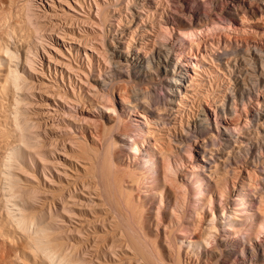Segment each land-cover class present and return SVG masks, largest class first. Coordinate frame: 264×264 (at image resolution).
I'll use <instances>...</instances> for the list:
<instances>
[{
	"label": "rangeland",
	"instance_id": "374dc122",
	"mask_svg": "<svg viewBox=\"0 0 264 264\" xmlns=\"http://www.w3.org/2000/svg\"><path fill=\"white\" fill-rule=\"evenodd\" d=\"M28 1L30 0H16V3L18 5V10L20 9L19 15L24 23V24L22 23V27H21L20 46L19 44L17 46L19 48L18 52L19 54L22 55V57L24 56V54H29L30 53L29 50L32 52L33 43H34V39H32V35H31L32 29L29 25L27 24L25 25L26 14H28L27 12ZM43 1L46 2L45 0ZM96 1L103 2V0H96ZM166 1L167 0H159L160 4L157 3L158 2L157 0L153 1L154 4L151 1V4L153 5L156 4V7H152V8L149 7L152 13H150L149 16H146L143 19V22L144 21L146 22V23L144 22L145 25L147 24L146 26H148L146 28L148 30V33L147 31H143V30L141 31L140 26L144 25L141 24L140 26H137V28H135L138 29L137 31H140V32H135L137 34L135 35L137 36V38H141L142 35H143L142 37L147 38V40H145V43H143L144 45L142 46L140 45L141 47L138 45L141 56L142 55L148 56L151 53L156 54L159 51V53L160 52L162 54L166 53L171 59L173 58L172 61H175L179 67L182 66L185 62L188 64L187 67L188 74L192 78L189 77L186 86L187 87L189 86L188 88L190 89L188 90V88L186 87L187 92L185 93L181 101L172 105L171 107L172 109L169 108L168 110L164 111L165 112L164 114L163 109H165L164 107L165 105H162L163 102L162 101L160 102V100H163V98H165L163 97V95H165L163 93H166V91H164V86H165L164 85L165 81L163 82L164 76L161 73L160 69L153 72L154 75L152 78L154 82L144 80V81H140L141 83H139L134 79H128L126 81H116L112 86V88H114L112 89L113 90L112 93H114L112 94L113 95L112 96L109 90L104 89L106 91L105 92L103 89H100V87H98L99 86L98 83L95 82L97 81L95 79L97 78L96 76L98 74L96 73V71L99 69L103 71L104 66L106 64L102 62L100 58L97 57L98 59L97 60L96 57H94L93 59L95 60L94 61L93 59L91 60V64L94 70L93 76L92 77L90 76V78L88 76H87L88 78L87 77L84 78L83 76H81L84 78V79L82 78L83 82L89 80L90 86L93 87L88 88L89 86L87 84L86 86L85 84H83L84 85L83 86L78 82V80L76 81L77 76H74L73 74L72 75L69 74L70 80L67 79L66 76V94L70 98H73L74 95L76 96L77 94L76 91H78L77 90L78 85L82 87L81 93L84 96V101L83 104H78L79 106L81 105L82 107L76 106L75 108L72 109L75 111L71 110L69 112H71L73 115L76 112L77 115L75 114L76 115L75 117H77V120L79 121H81V119H78V117L82 118L83 121L87 120L84 121L85 124L82 121L80 123L76 122L77 120H75L76 118L74 117L75 119L74 118L73 119L77 123L75 124V122H73L74 120L72 119V117H70V119L66 118L65 126H64L65 122L63 120H59V121L54 120L52 122L53 123L52 126H54L53 129L51 125L49 126V124L48 125L44 124L46 120H36L37 118L36 116H34V114L32 115L34 118L31 117L30 114L32 113V110H28L27 112H24L25 117L26 115L28 116L29 114L32 119L28 116V119L30 118V120H23V123L21 120H19L21 124L20 126L25 132H27V130L28 131L31 130L29 131L31 133L29 132L25 133L24 131H22L23 132L22 134L24 135L23 138H25L24 139L25 141L24 140L23 141L25 142L26 145L29 146H25L23 144V141L20 143L21 150L18 154V161L23 163L24 166H27L30 164V158H32L34 165H36L37 176L38 178H41L39 170L41 169L42 165L46 164V161L42 160L39 154H44L46 158L50 159L51 153H54L55 155V152L57 150H60V146H62L61 144L65 143L66 141L68 142L66 143L67 156L69 155L68 157L72 159L75 158L78 159V166H77L78 173L81 174L80 175L76 172H70L69 173L71 174L70 177L79 178V181L82 180L89 181L90 185L93 186L95 185L94 187L95 190H93V192L95 193L92 195L93 197L98 196V199L94 198L98 206L89 205L87 206V208L84 209V211L86 213L88 212L95 213L96 215L99 216V219H105L106 223L104 224V226L108 230V231H104L98 224L96 225V229H95L96 231L94 233L89 232L88 240L86 241L87 244L84 242L85 247L81 249V253H82L81 255L82 257L87 255L86 257L83 258L87 261L88 259L89 260L92 259L91 260L92 264H102V263H97L95 260L97 258L102 260L103 245L101 244L103 237L106 238L107 242H109L108 240H111L113 238V240H115V244L121 246L120 248H122L123 246H125L123 248H127V250L125 249L115 250L116 253L117 252L119 253L120 258L118 257L116 258V260H113L112 262H107L108 264L109 263L110 264H122V263L144 264L141 258H139L141 257L139 256L141 250L138 253L139 251L138 247L142 248V250L147 254V255L145 254V256H149L150 259H153V264H155V262L156 264H264V115L259 120L256 121L254 120L253 122L251 121L250 123L252 125L250 123L249 124L245 123L246 112L248 114H251L255 111L264 113V78H263L264 77V55H263L264 38L263 39L254 38L249 34L247 35L246 33L248 32L247 29L242 31L241 30L242 28L241 29L237 28L235 31L222 30L218 32L215 31V32H209L207 34H202L201 41L197 42L195 40L196 43H194L195 41L189 42L183 39L181 41L179 37L174 38L172 36H167L166 39L161 36L160 27L158 24L160 21L164 19V17L167 18L169 15L171 16V14L174 13L171 3ZM55 2H56L55 4L58 5L57 1ZM70 2L78 10V13H82V14L84 13L83 15L85 16H83V18L82 16H80L81 14L79 15L76 14V15L82 18L83 20H85V23L87 24H85L84 27L82 26V28L87 30V33L90 32L92 28L91 20L92 21L94 20L95 22L98 20L95 11L96 9L95 0H70ZM2 3L5 7L9 6V0H2ZM125 3L124 4L122 3L120 6H118L115 9L118 11L120 10L119 11L120 13L118 12L116 14L117 16L120 14L119 17L120 19H122L124 23H126V20L129 19V14H130L128 13L129 9L125 7ZM134 3L138 6L140 3H141L140 6L142 5L146 6L147 0H137V1L135 0ZM204 11H207L206 14L210 16L216 13V16H213L214 18L216 17L215 20L219 18L218 10L215 11V9L210 8V10L207 9ZM213 17L211 19L209 18L210 20L208 18L202 20L201 24L197 25L196 29L201 30L204 28V26L210 25L214 20ZM86 20L87 21L90 20V22H87ZM71 22L75 23L76 21L72 20ZM8 25L9 22L6 21V25L4 28L7 30V32H8V27H7ZM173 25H175L174 22ZM45 27L44 30L47 31L50 26L49 27L45 26ZM139 33L141 36L139 35ZM94 35L95 34H89L90 38H94L95 37ZM224 35L225 36L228 35L229 38H227V36L225 37ZM24 38L26 39L24 40ZM6 44L11 46L13 45L11 39L6 40ZM163 45L164 47H166L165 49L161 48L163 47ZM253 47H257L259 50L262 51V55H263L262 60L258 58L256 51H253ZM168 48L170 51L168 50ZM244 50L246 51V53H244ZM40 51L41 50H39V52ZM43 57L45 58V56ZM247 58L248 59L250 58V60H248ZM204 59L206 61H204ZM80 64H81V68L84 67L82 70L88 72L87 69H89L88 67L89 64L87 63L85 57L82 58ZM76 65L78 64L76 63ZM227 67H230L231 69L234 68L233 76H230ZM245 71L247 72L245 73ZM247 74L249 75V77ZM242 77H245L246 79ZM69 81H71V85H74L72 87L74 88L75 92L71 91L72 89L70 90L71 87ZM253 82H255L256 84ZM123 83H125L124 87H123ZM122 87L123 89L125 88L124 90L125 94H122L124 93L122 92L123 90H121ZM133 87L134 88L136 87V89L134 90L136 92L133 91L132 89ZM11 90L12 93L10 94L9 100L3 102V107L5 108V113H4L5 120H1L2 130H3V136L1 138V145H2L1 161L3 165L7 162V161L5 162V160L8 159L7 158L8 153L11 150L12 142L15 135V124H14V120H12V110H13L12 108L15 106L13 102L14 90L12 87ZM120 90H121V94L118 93V91ZM145 91H148L146 95H145L146 93ZM188 92L189 94H187ZM91 96H93V99H90L92 98ZM96 96L98 100H96L95 98ZM144 98H146V102ZM123 99L131 100L130 102L133 103L134 108H129L126 105H124ZM150 99H151L150 102L152 103L149 102ZM155 99H156V104L154 101ZM92 101H94L93 102L94 104L92 103ZM157 101L160 103L158 104ZM148 102L151 105H153V103L155 104L151 106V110H155L154 108L156 107H159V111H161L160 109H162V111L161 112L158 111V113L160 115L163 114L164 117H162V122L158 123L159 125L157 124L158 126L156 124L154 125L153 123L154 115L151 114V112L149 111L150 109L147 110L146 105L148 104ZM91 103L93 105H91ZM68 104L69 106L71 105L70 103ZM104 105L106 107H109L110 109L114 107L115 110L113 109V111L115 112H111L107 110ZM200 109L201 110L204 109V110L201 111ZM231 109L234 111L231 112ZM202 113H204L208 119V122L210 124V130L202 129V132H199L198 131L199 124L197 119L201 116ZM108 115H111L112 119H116L118 116L120 117L119 125L117 122L116 127L109 134L111 135V138L113 137V139L117 140L118 139L117 137L120 136L121 134L122 136L123 135L128 136L132 139L126 137V146L122 145L121 142L116 143L115 145L117 146L112 145L114 147L111 146V148L109 149L112 148L114 149L110 150V152L109 149L106 150L105 148L104 150L110 153L107 155L104 154L105 152H103L104 151L103 148L104 146L106 147L107 144L106 137L104 136L105 140L101 141V143L99 142L100 140H98V137L99 139L103 138V135L102 137L100 136L101 133L103 134L102 132L103 129L102 131L100 130V128H102L101 126L102 123H100V121L103 120L105 116ZM66 117L68 116L66 115ZM146 119L148 121H145ZM41 121H43V123ZM86 122H90V123H86ZM37 123L41 128L38 126ZM167 123H169L170 125ZM36 124L38 127H35ZM40 124H44V125H40ZM32 125H34L36 129H34L33 127L32 129H28L31 128ZM92 125L95 126L92 127ZM96 125H98L97 126L98 128L96 127ZM99 125L101 127H99ZM165 125L167 127H164ZM215 125L219 127V132H216L214 127ZM111 126L112 123L110 124V127ZM188 126L189 127L197 126L198 128L196 127L197 133L196 134L190 133L192 137L190 136L186 140L184 130L187 129ZM221 126L223 127L221 128ZM62 127L65 130L69 129L71 131H65ZM237 127H239L238 130ZM94 128H96L97 130ZM227 128L231 131L232 136L230 137H226L223 134L222 130L223 129L225 130ZM41 129L42 131H39ZM98 129L100 131H98ZM62 131L64 132V135ZM96 131H98L99 133ZM82 133L84 135L82 136L85 140H83V138L81 137ZM50 135L51 137H49ZM76 137L81 138V140ZM94 137H96L97 139ZM212 138L214 139L211 140ZM50 140L53 141L51 142ZM53 142L55 146L53 145ZM69 143H72L74 146ZM178 143L181 146H179ZM68 144L72 145L73 148H69ZM204 144L207 145L204 146ZM53 146L55 150L57 149L56 151L54 150ZM93 146H95L96 149H98V153L97 151L94 150L95 147ZM91 150L93 151V153L95 152L97 153V156H94L96 154L93 155L94 158L90 152ZM103 155L111 156L109 163L112 162V164L110 165L113 168L108 164H105V167L106 165H108L107 167L110 166L108 169L110 168L112 169L111 170L112 174L111 173L106 174L105 172H108L107 169L106 170L99 169L101 168L100 167L102 165L101 163H103L102 161L104 162L108 161L109 160L108 158H110V157L106 158V156ZM82 156L83 157L85 156L87 159L85 157L84 159H82ZM102 157H104V159H102ZM90 160H92L93 162ZM79 164L81 165L84 164L87 168L84 171H82L81 168H79ZM20 166L22 168V165ZM92 166H94V171L93 168L91 169ZM98 170H102V172ZM17 171L21 172V169L18 168ZM100 173H102V175L104 173L106 175L105 176L106 179H109L111 177V181H110L111 183L109 182L110 180L109 179L107 180L108 182L105 184L104 181L106 180H103L105 179V177L103 175L102 178ZM116 175L117 177L119 176L118 179L117 177H115ZM94 176L95 178L93 179ZM113 176L115 177V179ZM100 177L102 178L103 182ZM198 179L201 180L203 190L205 191V194L207 196L203 200L194 202L193 198L191 197L193 191L195 190V188L193 187V183ZM63 180L62 182L64 183V186H61V189L64 188V191L66 193V179ZM25 182L31 183V181H25ZM99 182H101V185ZM32 184L34 183L32 182ZM103 184H105V186H103ZM116 186L121 187L120 188L121 190L119 189V187L117 188ZM106 187L110 192L107 189H105ZM110 187H112V190ZM103 188L104 190H106V192H108V195L111 194L112 197L114 194H116L114 198L116 199V196L118 197L119 203L121 202L120 205L117 206L118 202H116L117 200L115 201L114 198L111 197L112 202L115 201L117 204H114L115 202L112 203L109 197H105L107 194H105L106 192L103 190ZM241 188L243 189L241 193L247 205L248 213H245L243 209H239L238 201L235 200V198L238 197V194H240L239 192ZM51 189L52 191L47 192V195L44 196L45 198H47L48 201L55 199L56 198L55 196L59 193L56 187ZM41 190L42 188H38L39 191L38 193H43ZM113 191H115L116 193H114ZM129 194H130V198L127 197V195ZM107 198L109 199V201H107L108 200ZM127 198L129 200L128 203L126 204ZM114 205L120 209L119 210L117 208L119 211H121V213L118 210H116V207H114ZM5 206H6L5 202L1 203L0 211L3 218L8 220L9 212L7 211L8 210L6 208L7 206L6 207ZM94 206H96V208ZM33 207L35 209H41L40 202H34ZM115 210L117 212H115ZM136 212L138 213V215L136 214ZM125 214L127 215L126 216L127 219L126 217H124ZM120 215L122 217H120ZM126 222L127 224L129 223L130 226H132V228L129 227V225H127ZM225 225L228 226V229H225L224 227ZM119 226L122 227L118 229ZM211 226H213L214 228ZM8 228H10V230L14 232L13 225H9ZM88 230L91 231L92 229L89 228ZM123 230L124 231L126 230V232L130 234V236L129 234L127 235L126 233H123L124 232ZM74 235H72L71 238H74L75 237ZM127 236L129 238L128 239L129 241H127L126 239ZM65 237L66 234H64L63 236L61 235L59 237L60 239L58 238L57 240L59 242H61L62 240L66 241ZM130 237L132 238V240L136 241L133 242L139 245V246L135 245V247H137L138 249L135 248L133 244L132 246L134 247V250L131 249L132 246L130 248V244L133 243V242L129 243L131 240ZM144 237L145 239L147 238V240H145ZM136 238L142 241V244L144 243L147 246V250L146 247L144 248L145 245L142 246L141 242ZM88 244L91 246L89 247ZM10 248H11L10 245H6L5 247L1 248L0 256L2 252L9 250ZM84 248H87V250ZM120 248L118 247V249ZM98 249L101 252V254L98 251ZM83 250L86 251L84 252ZM88 250H90V252ZM129 250L132 251L129 252ZM87 251L88 254H86ZM93 252L94 253L96 252L95 254L97 257ZM120 253H123L126 256ZM156 254L157 257L160 258H156ZM133 256L135 257L136 260H134ZM142 256L144 255L142 254ZM47 260L48 259H46V261ZM149 260L147 262H149ZM56 261H57L56 259L52 258V263L51 262L50 263L56 264ZM50 263H46V264H50ZM105 263L106 262H103V264Z\"/></svg>",
	"mask_w": 264,
	"mask_h": 264
},
{
	"label": "bare ground",
	"instance_id": "6f19581e",
	"mask_svg": "<svg viewBox=\"0 0 264 264\" xmlns=\"http://www.w3.org/2000/svg\"><path fill=\"white\" fill-rule=\"evenodd\" d=\"M45 1L46 2H44L43 0H30V1H28V4H27L28 7L26 6L28 9V11H27L28 14H26L25 25L27 24L31 27V29H32L31 35H32V39H34V43H33L32 52L28 49L30 53L24 54V56L22 57V55L19 54V52H18L19 48L17 47L18 44L20 46L21 27H22V23H23L22 18L19 15L20 9L18 10V5L16 3V0H9V6H7V7H5L2 3V0H0V207H1V203L5 202V205L7 206V207L6 206L5 207L8 209L7 211L9 212V217H8L9 219L6 220L3 218L1 211H0V250H1V248L5 247L6 245L11 246V248L9 250L2 252V254L0 256L1 257L0 258V264H46V263H50V262L52 263V258L57 260L56 264H92L91 258H90L91 260L88 259V261L83 259L84 257L87 256V255L84 256V254H85L84 252L87 250V248H84V249H86L85 251L83 250L84 251L83 252L84 257H82V255H81L82 254L81 249L83 247H85L84 242L87 244L86 241L88 240L89 232L94 233L96 231L95 230L96 225H98V224L100 225V227L104 231H108L104 226V224L106 223L105 219H99V216L96 215L95 213H90V212L86 213L84 211V209L87 208V206H89V205L98 206L97 202L94 200V198L98 199V196L93 197V195H92L95 193V192H93V190H95V188H94L95 185L94 186L90 185L89 181H83V180L79 181V178L70 177V175H71V174H69L70 172L78 173V167H77L78 166V159H76V158L72 159V158L68 157L69 155L67 156L66 143H68V142L66 140H65L66 141L65 143H63V144L60 143L62 146H60V150L56 149L57 151L54 148L55 145L53 142V145H54L53 148L56 152H55V155H54V153H51L50 159L46 158L44 154H39L41 156L42 160L46 161V164L42 165L41 169L39 170L41 178H38V176H37L36 165H34L32 158H30V164L27 166H24L23 163L19 162L18 161V154L21 150V144L20 143L25 139V138H23L24 135L22 134L23 133L22 131H24V130L20 126L21 124H20L19 120H21L23 123V120H30V118L33 117L32 115L34 114V116H36V118H37L36 120H46L44 124H47V125L49 124V126L53 125L52 122L54 120H58V121L63 120L65 122L64 123V126H65L66 125V121H65L66 118L70 119V117H72V119H73L77 115L76 112H75L76 115L75 114L73 115L69 111H71L76 106L78 107L79 106L78 104H83V101H84V96L81 93L82 87L80 85H78V87H77L78 91H76L77 94H76V96L74 95L73 98H70L66 94V76H67V79L70 80L69 74H71V75L73 74L74 76H77L76 81L78 80V82L80 84H82V85L85 84V86L87 84L89 86L88 88L93 87V86H90L89 80L86 82H83L82 78L83 77L86 78L87 76L90 78V76L91 77L93 76L94 70H93V67L91 64V60L94 57H96V59H97V57L100 58V60H102V62H104L106 64L105 65L106 68L103 64V66H104L103 71L101 69H99V70L95 69L98 71V72L96 71V73H98V74L96 76L97 78L95 79L97 81H95V82L98 83V85H99L98 87H100V89L109 90L111 95L114 94V93H112L113 92L112 89H114V88H112V86L116 81H126L128 79H134V80L138 81L139 83H141L140 81H144V80L153 81V78H152L154 75L153 72L160 69L161 73L164 76V80H163V82L165 81L164 91H166V93H163V94H165V95H163V97H165V98H163V100H160V102L161 101L163 102L162 105H165L164 106L165 109H163V112L168 110L169 108H171L172 105L180 102L181 99L184 97L185 93L187 92V88L189 87V86L188 87L186 86L187 85L186 83H187L190 75L188 74V68H187L188 64L186 62L182 66L179 67L175 61H172L173 58L171 59L166 53L162 54L161 52L159 53V51L158 52L156 51L157 52L156 54L151 53L148 56H145V55L141 56L140 55V49H139L138 45L139 46L144 45L143 43H145V40H147V38L142 37L143 35L141 36L140 33H139V35L141 36V38H137V36H136L137 34L135 32H140V31H137L138 29H135V28H137V26H140L141 24H144L143 26H140L141 31L142 30L147 31V33H148V30L146 29L148 26H146L147 24L145 25L146 22L144 21L145 22L144 23L143 19L146 16H149L150 13H152L150 8L156 7V4L153 5L154 0H147L146 6L145 5L140 6L141 3L139 4V6L136 5L134 3L135 0H131V1L130 0H103V2H101V1L99 2V1L95 0V7L97 9V10L95 9V11H96L98 20L96 22L94 20L93 21L91 20L92 28H91V31L88 33H87V30L82 28V26L84 27V25L87 24V23H85V20L82 19L83 16H85V15H83L84 13L83 14L78 13V10L71 4L70 0H55V1H57L58 5L55 4L56 2L54 0H45ZM151 1L153 2V4H151ZM157 1H158L157 3H159V0H157ZM167 1L170 2L172 5V9L174 10L173 11L174 15L171 14V16L169 15L167 18L164 17V19L158 23L159 27H160L161 36L164 38H166L167 36H172L174 38L179 37L181 39V41L183 39V40H187L189 42L195 41V40L198 42V41H201V35L202 34H207L209 32H215V31L218 32V31H222V30H224V31H226V30L235 31L237 28H239V29L242 28L241 29L242 31L247 29V31H248V32H246L247 35L249 34V35L253 36L254 38H257V39L258 38L259 39L264 38V36H263V33H264V0H167ZM122 3L123 4L125 3V7L127 9H129L128 13H130L129 19L126 20V23H124L122 21V19H120V17H119L120 14L118 16L116 14L120 10L119 11L115 10ZM145 7H147V8H145ZM210 8L215 9V11L216 10L219 11V15L217 14L219 16V18H217L215 20L216 17L215 18L213 17V16H216V13H214V14L211 13L212 14L211 16L206 14L207 11H204V10H207V9L210 10ZM27 12H25V13H27ZM76 14L77 15L81 14L80 16H82V18L78 17ZM92 14H93V12H92ZM212 17L214 18V20L212 21V23L210 25L204 26V28L201 30L196 29L197 25L201 24L202 20H205L206 18L211 19ZM95 18H96V16H95ZM72 20H75L76 22L73 23V22H71ZM145 20H147V19H145ZM6 21L9 22V25L7 26L8 32L4 28L6 25ZM87 22H90V20H88ZM173 22L175 23V25H173ZM150 23H152V22H150ZM45 26L49 27V29L47 31L44 30ZM89 34H95L94 35L95 37L94 36L93 37L96 40L94 38H90ZM226 36H227V38H229L228 35H226ZM10 39H11V42L13 43L12 46L6 44V40H10ZM25 39L26 38H24V40ZM196 41L194 43H196ZM161 46H162V44H161ZM161 48L165 49L166 47H164V45H163V47H161ZM25 49H26V47H25ZM28 50H26V51H28ZM39 50H41V51L39 52ZM168 50H169V48H168ZM168 50H167V52H168ZM253 51H256L258 58L260 60H262V56L264 55V54L262 55V51L259 50L257 47H253ZM244 53H246L245 50H244ZM43 56H45V58ZM83 57H85L87 63L89 64V66H88L89 69H87L88 72H85L84 70H82L84 67L81 68L80 62H81ZM217 57H219V56H217ZM94 60L95 59H93V61ZM248 60H250V58ZM204 61H206V60L204 59ZM76 63L78 65H76ZM82 63H84V62H82ZM249 64H250V61H249ZM95 65H97V64H95ZM227 70H228V73L230 74V76L234 75V68L231 69L230 67H227ZM246 72L247 71H245V73ZM81 76H83V77H81ZM248 77H249V75H248ZM190 78H192V77H190ZM242 78H245V77H242ZM241 80H243V79H241ZM253 83H255V82H253ZM69 84L71 87V88L69 87L70 90L72 89L71 91H74V88L72 87L74 85H71V81H69ZM124 84L125 83H123V87H124ZM160 86H161V84H160ZM11 87L14 90L13 91V94H14L13 95V102H14L15 106L12 108L13 109L12 110V120H14V124H15V135H14V139L12 142L11 150L8 153V157H7L8 159L7 160L4 159L5 162L6 161L7 162L3 165L2 161H1V149H2L1 138L3 136L1 120H5L4 119L5 108L3 107V102L9 100L10 94L12 93ZM123 87L121 88V90H123L122 92H124V90H125V88L123 89ZM132 89L134 91L136 89V87L135 88L133 87ZM132 89H130V90H132ZM189 89L190 88H188V90ZM121 90L118 91L119 94H121ZM74 92H73V94H74ZM134 92H136V91H134ZM145 92H146L145 93V95H146L148 93V91H145ZM140 93H141V91H140ZM122 94H125V92ZM187 94H189V92ZM240 96H241V94H240ZM91 97L92 98H90V99H93V96H91ZM148 97H146V98H148ZM233 97H234V95H233ZM95 98H96V100H98L97 96ZM146 98H144L145 102H146ZM123 100H124V102H123L124 105H126L129 108H134L133 103L130 102L131 100H128V99H123ZM158 100H159V98H158ZM240 100H242V99H240ZM150 101H151V99L149 100V102ZM154 101L156 104V99ZM93 102L94 101H92V103ZM143 102H144V100H143ZM149 102H148V104L145 103V104H147L146 105L147 110L150 109L149 111L151 112V114L154 115V120L152 119L153 123H154V125L155 124L157 125L158 123L162 122V117H164V116H163V114L160 115L158 113L159 107L154 108L155 110H151V106H153L155 104L153 103V105H151L150 103H152V102H150V103ZM160 102H158V104ZM68 103H70L71 105L69 106ZM92 103H91V105L94 104V103L93 104ZM85 106H87V105H85ZM97 106H100V105H97ZM156 106H158V105H156ZM105 108L111 112H115V111H113L114 107L110 109L109 107L105 106ZM28 110H32V113L30 114L31 117L28 114V116L30 117L29 119H28V116L26 115V117H25V114H24V112H27ZM160 110L162 111V109H160ZM203 110H201V111H203ZM72 111H75V110H72ZM161 111H159V112H161ZM169 111H171V110H169ZM232 111H234V110L231 109V112ZM164 114H165V112H164ZM66 115L69 118L66 117ZM263 115H264V113L258 112V111H255L251 114H248L246 112L245 113V123L249 124L251 121L253 122L254 120L255 121L259 120L262 118ZM75 118L74 119L77 120V117H75ZM78 119H81V121L84 124H85L84 121H87V120L83 121V119L79 118V117H78ZM147 119L145 121L149 120V119L148 120ZM164 119H166V118H164ZM75 120L73 122H75ZM197 120H198V124H199V130H198L199 132H202V129L210 130V124H209L208 119L204 113H202L201 116ZM81 121L77 120L76 122L80 123ZM119 121H120L119 116L116 119H112L111 115L105 116V118L100 121V123H102V125H101L102 128H100V130L102 131V129H103V131H102L103 134L101 133L100 136L102 137V135H103V138H101L102 139L101 140L97 136L98 140H100L99 142L101 143V141L105 140V137H106V141H107L106 147L104 146L103 150L105 148H106V150H108L109 148H111L112 145H115L116 143H119V142H121L122 145L126 146V137H128V136H124V135L122 136L120 134V136L117 135L118 139L116 140V139H113V137L111 138V135H109L110 132L116 127L117 122L119 125ZM41 122L43 123V121H41ZM55 122H57V121H55ZM76 122H75V124H77ZM33 123H35V122H33ZM86 123H90V122H86ZM111 123H112V126L110 127ZM37 124L35 127L39 126V124H38V126H37ZM44 124H40V125H44ZM165 124H166V122H165ZM167 124H169V123H167ZM246 124H245V126H246ZM34 125H32L31 128H28V129H32V127L34 129H36L34 127ZM81 125H82V123H81ZM60 126H62V125H60ZM94 126L92 125V127H94ZM97 126L98 125H96V127ZM101 126L99 125V127H101ZM160 127H161V125H160ZM164 127H167V126L165 125ZM196 127L197 126H194V127L188 126L187 129H185V130L183 129L185 131L186 140L188 139V137L191 136V134L197 133ZM214 127H215L216 132H219V127H217L216 125ZM222 127L223 126H221V128ZM52 128L54 129V126H52ZM238 128L239 127H237V130H238ZM34 129H33V131H34ZM49 129H51V128H49ZM58 129H59V127H58ZM58 129H56V130H58ZM94 129H96V128H94ZM94 129H93V131H94ZM212 129H213V127H212ZM100 130L98 129V131H100ZM29 131H31V130H29ZM29 131L27 130V132H25V131L24 132L28 133ZM39 131H42V129ZM65 131H71V130L68 129ZM98 131H96V132H98ZM222 131L226 137L232 136L231 131L228 128L225 130L223 129ZM47 132H49V131H47ZM29 133H31V132H29ZM83 133L81 134L82 138L84 136ZM75 134H76V132H75ZM63 135H64V132H63ZM65 136H66V134H65ZM233 136H235V135H233ZM49 137H51V135ZM71 138H72V136H71ZM76 138H79V137H76ZM94 138H96V137H94ZM128 138H130V137H128ZM128 138H127V140H128ZM79 139L81 140V138H79ZM130 139H132V138H130ZM213 139L214 138H212L211 140H213ZM225 139H227V138H225ZM83 140H85V139L83 138ZM219 140H221V139H219ZM24 141H23V144L25 146H29V145H26ZM50 141L52 142L53 140H50ZM75 143H77V142H75ZM86 143H88V142H86ZM69 144H72V143H69ZM72 145H69V148H73ZM91 145H89V146H91ZM206 145L207 144H204V146H206ZM50 146H48V147H50ZM115 146H117V145H115ZM179 146H181V145L179 144ZM93 147H95V146H93ZM93 147H91V148H93ZM112 147H114V146H112ZM119 147H121V146H119ZM182 147H184V146H182ZM45 148H46V146H45ZM76 149H78V148H76ZM86 149H88V148H86ZM113 149L114 148L109 149V152H110V150H113ZM94 150L97 151V153H98V149H96V147L94 148ZM106 150L103 151V152H105L104 154H107V155L110 154ZM120 150H122V149H120ZM32 151H33V149H32ZM90 152H91L92 156L94 154H96L94 156H97L96 152L93 153L92 150ZM117 152H119V151H117ZM82 153H79V154H82ZM117 154H119V153H117ZM107 155H103V156H106V158L110 157V158H108L109 159L108 161H105L108 163H105L104 161H102L104 164L101 163L102 165L100 166L101 168H99V169H105V170L107 169L108 172H105V171L104 172L106 174L107 173L110 174L112 169L111 168L108 169V168L111 166L110 164H112V162L109 163L111 156H107ZM206 155H208V154H206ZM94 156H93V158H94ZM84 157L82 156V159H84ZM102 159H104V157H102ZM90 161H92V160H90ZM230 163H229V165H230ZM84 164L83 165L79 164V168H81L82 171H84L87 168ZM105 164H108L110 166L107 167L108 165H106V167H105ZM17 165H18V167H17ZM20 165H22V168ZM3 166H5V167H3ZM102 166L105 168H103ZM18 168L21 169V172L17 171ZM92 168L94 171V166H92L91 169ZM225 168H226V165H225ZM98 171L102 172V170H98ZM234 172H235V170H234ZM78 174H80V173H78ZM100 175H101V177L103 175H104V177L106 176L104 173H103V175H102V173H100ZM90 177H91V174H90ZM115 177H117V175ZM115 177H114V179H115ZM118 177H117V179H118ZM94 178H95V176L93 177V179ZM102 178H101V180H102ZM63 179H66V193L64 191V188L61 189V186H64V183L62 182ZM109 179H106V177H105V179H103V180H106V181H104L105 184L108 182L107 180H109V182L111 181V177ZM103 180H102V182H103ZM25 181H31V183H27ZM32 182L34 184H32ZM99 183L101 185V182H99ZM105 184H103V186H105ZM117 185H118V183H117ZM109 186H111V185H109ZM113 186H114V184H113ZM54 187H56L58 189L57 191H59V193L55 196L56 197L55 199L48 201L47 198H45L44 196L47 195V192L52 191L51 188H54ZM116 187L118 188L119 186H116ZM193 187L195 188V190L193 191L192 196H191L193 198V201L195 202V201L205 199V197L207 195L205 194V191L203 190L201 180L198 179L197 181H195L193 183ZM38 188H42L41 191L43 193H38L39 192ZM110 188L112 190V187H110ZM120 188L121 187H119V189ZM105 189L108 190L107 187ZM119 189H117V190H119ZM101 190H102V188H101ZM103 190H104V188H103ZM242 190L243 189L241 188L240 192H239L240 194H238V197H236L235 200L238 201L239 209H243L245 211V213H248L247 205H246V203L242 197V193H241ZM104 191L106 192V190H104ZM113 192L116 193L115 191H113ZM105 194H107L105 197H109L111 199V197H112L111 194L108 195V192H106ZM50 195H52V194H50ZM115 195L116 194H114L112 198H114ZM127 197L130 198V194L127 195ZM50 198H51V196H50ZM128 198L126 199V204L128 203V200H129ZM184 199H185V197H184ZM46 201H47V203L49 202L48 204H50V205H48L46 203ZM107 201H109V199ZM115 201L118 202V204ZM115 201H114L115 202L114 203V202H112V199H111L112 203L117 204V206L120 205L121 202L119 203V199L117 196H116ZM34 202H40L41 209H35L33 207ZM124 204H125V202H124ZM126 204H125V206H126ZM96 206H94V207L96 208ZM114 207H116V206L114 205ZM117 208L118 207H116V210L119 209V208L118 209ZM126 208H127V206H126ZM116 210H115V212H117ZM8 212H7V214H8ZM119 212L121 213V211H119ZM136 214L138 215L137 212H136ZM126 216L127 215L125 214L124 217H126ZM120 217H122V216L120 215ZM126 219H127V217H126ZM120 222H122V221H120ZM101 224H103V225H101ZM126 224H127V222H126ZM9 225L14 226V232L12 230H10V228H8ZM118 225H119V222H118ZM123 225H124V223H123ZM127 225H129V227L132 228V226H130L129 223ZM121 227L122 226H119L118 229ZM124 227H125V225H124ZM138 227H139V224H138ZM211 227H213V226H211ZM224 227H225V229H228L227 225H225ZM89 228H91L92 230L89 231L88 230ZM123 233H126L127 235L129 234L128 232H126V230ZM64 234H66V237H65L66 241L62 240L61 242H59L57 239L61 235L63 236ZM72 235H74L75 237L71 238ZM122 235H124V234H122ZM129 236H130V234H129ZM93 237H94V235H93ZM97 238H98V235H97ZM209 238H208V240H209ZM102 239H103L102 244L100 243L101 245H103L102 246L103 247L102 248L103 249L102 260L95 258L96 259L95 261L97 263L103 264V262H106V263L112 262L113 260H116V258H118V257L120 258L119 253L118 252L116 253L115 250H121V249L127 250V248H123L125 246L120 248L121 246L116 245L115 240H113V238L111 240H108L109 242H107L106 238H104V237ZM126 239H127V241H129L128 236ZM136 239L139 240L138 238H136ZM144 239H145V237H144ZM145 240H147V238ZM133 241H135V240H132V238H131L129 243H131ZM135 242L130 244V248H131L132 244L134 247H135V245H137ZM140 242L142 244V241H140ZM144 245L145 244L143 243L142 246H144ZM88 246L90 247L91 245L88 244ZM133 246L131 248L132 250H134ZM137 246H139V245H137ZM118 247L120 249H118ZM127 247H129V246H127ZM145 247L147 250L146 245L144 246V248ZM135 248H137V247H135ZM138 248H137L139 250V251L137 250L138 253L141 250V253H139V256H141V257H139V258H141V260L144 262V264H147L149 262H151L153 264V259H150L149 256H145L146 253L142 250V248H140V247H138ZM211 248H212V246H211ZM151 249H153V248H151ZM88 251L90 252V250H88ZM88 251L86 254H88ZM98 251H99V249H98ZM131 251L129 250V252H131ZM142 251H143V253H142ZM100 254H101V252H100ZM120 254L126 256L123 253H120ZM142 254L144 256H142ZM95 256H96V254H95ZM88 257H90V256H88ZM156 258H160V257H157V254H156ZM235 258H237V257H235ZM46 259H48L49 261L47 260L48 261L47 262ZM134 260H136L135 257H134ZM148 260H149V262H147ZM151 263H149V264H151ZM135 264H138V263H135ZM155 264H156V262H155Z\"/></svg>",
	"mask_w": 264,
	"mask_h": 264
}]
</instances>
